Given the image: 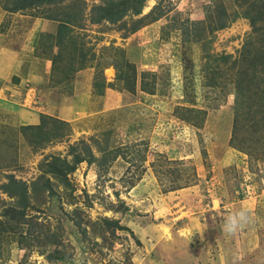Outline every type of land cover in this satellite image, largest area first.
<instances>
[{
  "label": "rangeland",
  "instance_id": "1",
  "mask_svg": "<svg viewBox=\"0 0 264 264\" xmlns=\"http://www.w3.org/2000/svg\"><path fill=\"white\" fill-rule=\"evenodd\" d=\"M27 1L0 0V32H37L64 96L91 68V100L114 101L73 126L28 83L16 107L39 122L0 112V264H264V0H145L115 22L99 8L120 0Z\"/></svg>",
  "mask_w": 264,
  "mask_h": 264
},
{
  "label": "crops",
  "instance_id": "2",
  "mask_svg": "<svg viewBox=\"0 0 264 264\" xmlns=\"http://www.w3.org/2000/svg\"><path fill=\"white\" fill-rule=\"evenodd\" d=\"M39 37L37 38V32L31 29L28 31L8 29L0 32V112H4L2 113L5 115L4 118L18 125L39 122L40 112L43 111L37 109L24 111L16 107L24 87L32 83L36 88H40L43 95L50 92L57 94L58 102L52 99L47 109H51L58 118L74 126L80 115L92 113L91 124L101 125L104 121L100 108L106 110L113 105L111 103L114 101L113 97H110L111 101H107V98L101 103L99 99L91 100L89 87V78L93 74L91 68L74 74L73 94L64 96L58 87L51 88L49 81L51 61L37 54L40 46ZM185 190L177 192L182 196L187 192ZM136 217L140 218V215L137 214Z\"/></svg>",
  "mask_w": 264,
  "mask_h": 264
},
{
  "label": "trees",
  "instance_id": "3",
  "mask_svg": "<svg viewBox=\"0 0 264 264\" xmlns=\"http://www.w3.org/2000/svg\"><path fill=\"white\" fill-rule=\"evenodd\" d=\"M62 0H28L23 7L27 6H33L38 3H46L51 4L54 2H58ZM145 0H120L116 2V4L113 3H107L105 7H100V18L101 19H107L110 22H115L116 20L120 19L129 9H131L136 15L140 13V10L143 6V3ZM18 7L17 9L23 8ZM99 18V19H100ZM80 161H83V159H79ZM78 160V162H79ZM13 182H16L14 179H12ZM22 195V194H21ZM106 224L110 226H115L117 230H126L132 233L130 229H128L125 226L119 225L118 222L112 221V220H106ZM49 258H53L49 255Z\"/></svg>",
  "mask_w": 264,
  "mask_h": 264
},
{
  "label": "clouds",
  "instance_id": "4",
  "mask_svg": "<svg viewBox=\"0 0 264 264\" xmlns=\"http://www.w3.org/2000/svg\"><path fill=\"white\" fill-rule=\"evenodd\" d=\"M249 223V215L245 209H237L227 214L222 224V230L226 235L232 236L244 229ZM193 233H188L189 242Z\"/></svg>",
  "mask_w": 264,
  "mask_h": 264
}]
</instances>
